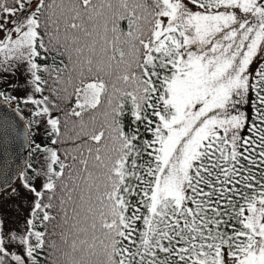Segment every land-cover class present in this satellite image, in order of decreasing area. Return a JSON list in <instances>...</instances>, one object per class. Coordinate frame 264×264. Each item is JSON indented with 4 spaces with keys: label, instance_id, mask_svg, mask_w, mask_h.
<instances>
[{
    "label": "snow or ice",
    "instance_id": "6c2138e0",
    "mask_svg": "<svg viewBox=\"0 0 264 264\" xmlns=\"http://www.w3.org/2000/svg\"><path fill=\"white\" fill-rule=\"evenodd\" d=\"M0 97L44 161L0 264H264V0H0Z\"/></svg>",
    "mask_w": 264,
    "mask_h": 264
},
{
    "label": "water",
    "instance_id": "95a60500",
    "mask_svg": "<svg viewBox=\"0 0 264 264\" xmlns=\"http://www.w3.org/2000/svg\"><path fill=\"white\" fill-rule=\"evenodd\" d=\"M11 117V128H0V191L7 189L18 177L28 161V141L22 135L27 131L23 116L0 97V115Z\"/></svg>",
    "mask_w": 264,
    "mask_h": 264
},
{
    "label": "rangeland",
    "instance_id": "374dc122",
    "mask_svg": "<svg viewBox=\"0 0 264 264\" xmlns=\"http://www.w3.org/2000/svg\"><path fill=\"white\" fill-rule=\"evenodd\" d=\"M21 83H23V77H21ZM11 92L10 89H8ZM13 95L23 96L24 92H11ZM10 106H15L13 101ZM24 106V105H23ZM26 107L24 106V109ZM241 110L248 111V106L244 105ZM44 133L43 128L39 130V133L35 138H39ZM44 161L42 155L37 153L33 164V169H38L43 165ZM32 172V170H31ZM33 173H31L32 175ZM39 185V181H35ZM15 188L16 192L13 194L12 189ZM32 195L25 190L20 180L17 179L7 189L0 191V221H2L3 230L8 233H20L25 227V221L29 218L32 207ZM15 251V249H13Z\"/></svg>",
    "mask_w": 264,
    "mask_h": 264
},
{
    "label": "trees",
    "instance_id": "16d2710c",
    "mask_svg": "<svg viewBox=\"0 0 264 264\" xmlns=\"http://www.w3.org/2000/svg\"><path fill=\"white\" fill-rule=\"evenodd\" d=\"M9 2L11 3V0H9ZM1 98H2V97H1ZM14 107L17 109V104H16V102H15V106H14ZM19 107H20V113H21L22 116H23L24 124L27 125L28 120L30 119V117H29V115H28L29 109H28L27 107L24 109V106H23L22 104H21ZM27 131L31 132V131H34V129H33V130H29V129H27ZM35 143H41L42 146L45 145V144H47L48 146H51V145H50V140L46 139L44 133H43L42 136H40L39 138H35ZM33 147H34V144H30V143L28 142V156H29V158H28V161H27V163L25 164V166H24V168H23V170H22V171H27L29 175H31L32 172H31L30 169H28L27 166H28L29 164H32V166H33L34 161H35V157H36V154H37V153H34V152L32 151V148H33Z\"/></svg>",
    "mask_w": 264,
    "mask_h": 264
}]
</instances>
